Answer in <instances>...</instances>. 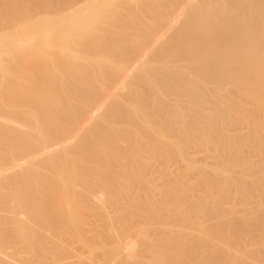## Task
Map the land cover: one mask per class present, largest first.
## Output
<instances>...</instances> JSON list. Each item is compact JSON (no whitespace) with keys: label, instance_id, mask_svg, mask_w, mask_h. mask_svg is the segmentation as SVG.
Instances as JSON below:
<instances>
[{"label":"bare ground","instance_id":"1","mask_svg":"<svg viewBox=\"0 0 264 264\" xmlns=\"http://www.w3.org/2000/svg\"><path fill=\"white\" fill-rule=\"evenodd\" d=\"M0 264H264V0H0Z\"/></svg>","mask_w":264,"mask_h":264}]
</instances>
